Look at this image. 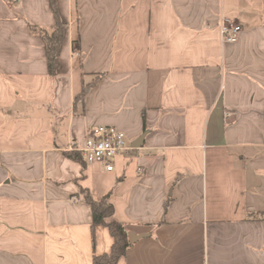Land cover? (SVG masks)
<instances>
[{"label":"crops","instance_id":"obj_1","mask_svg":"<svg viewBox=\"0 0 264 264\" xmlns=\"http://www.w3.org/2000/svg\"><path fill=\"white\" fill-rule=\"evenodd\" d=\"M58 9L52 76L29 27H55L50 0H0V264L109 253L87 193L110 194L111 219L146 234L116 264H264V219L249 217L264 213V0ZM221 17L242 25L236 42H221ZM99 126L126 135L112 171L69 149Z\"/></svg>","mask_w":264,"mask_h":264},{"label":"trees","instance_id":"obj_2","mask_svg":"<svg viewBox=\"0 0 264 264\" xmlns=\"http://www.w3.org/2000/svg\"><path fill=\"white\" fill-rule=\"evenodd\" d=\"M50 6L56 21L55 27L52 30L34 25H30L29 27L43 39L46 50L48 71L50 75L55 76L60 67L59 56L62 43L64 41L66 24L60 17L58 0H50ZM94 83L95 80L84 83L82 91L78 97L83 98ZM66 155L75 160L83 161V156L79 152H67ZM85 200L92 209V225H105L113 238L111 251L109 253L94 255L92 264H116L126 255L128 249L132 245L128 236L129 229L126 224L111 219L114 216L115 208L110 201V194L96 200L89 193H87L85 195ZM249 217L264 219V213L252 214L249 215Z\"/></svg>","mask_w":264,"mask_h":264},{"label":"built area","instance_id":"obj_3","mask_svg":"<svg viewBox=\"0 0 264 264\" xmlns=\"http://www.w3.org/2000/svg\"><path fill=\"white\" fill-rule=\"evenodd\" d=\"M243 28L240 23L229 17H221L219 33L224 44L234 43L239 39ZM70 150L81 152L87 163L103 165L107 171L114 169L113 161L128 149L126 135L113 126H99L88 131L83 145L71 143Z\"/></svg>","mask_w":264,"mask_h":264},{"label":"water","instance_id":"obj_4","mask_svg":"<svg viewBox=\"0 0 264 264\" xmlns=\"http://www.w3.org/2000/svg\"><path fill=\"white\" fill-rule=\"evenodd\" d=\"M128 236H129V241H130L131 243H134V242H136L138 239H140V238H142V237H145L146 234H137V233H135V232H133V231H129Z\"/></svg>","mask_w":264,"mask_h":264}]
</instances>
